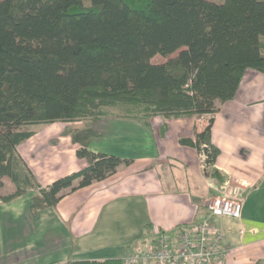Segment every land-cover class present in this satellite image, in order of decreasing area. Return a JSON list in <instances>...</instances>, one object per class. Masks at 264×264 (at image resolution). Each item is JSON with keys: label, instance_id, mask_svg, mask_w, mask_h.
Here are the masks:
<instances>
[{"label": "trees", "instance_id": "16d2710c", "mask_svg": "<svg viewBox=\"0 0 264 264\" xmlns=\"http://www.w3.org/2000/svg\"><path fill=\"white\" fill-rule=\"evenodd\" d=\"M155 56L166 61L152 63ZM248 69L264 74V0H0V190L4 177L15 186L0 202L33 188V213L55 207L65 190L130 163L91 152L100 134L90 123L212 114L215 102L234 98ZM81 121L89 124L66 134L86 166L42 187L17 147L35 126ZM211 123L181 143L205 151L206 174L223 185Z\"/></svg>", "mask_w": 264, "mask_h": 264}, {"label": "crops", "instance_id": "0c3cea01", "mask_svg": "<svg viewBox=\"0 0 264 264\" xmlns=\"http://www.w3.org/2000/svg\"><path fill=\"white\" fill-rule=\"evenodd\" d=\"M215 107L201 116L148 122L108 116L90 123L100 136L91 139L89 150L130 163L102 181L65 190L53 208L33 213V188L0 202V264L121 260L149 251L156 229L172 232L201 220L223 235L221 264H264V74L246 70L234 98ZM209 121L210 142L219 150L213 168L243 201L238 219L210 215L204 201L222 187L206 174L197 149L181 143L195 141ZM39 133L17 147L39 185L86 166L65 131L52 139L44 133L47 145ZM2 181L1 195L15 191L7 177Z\"/></svg>", "mask_w": 264, "mask_h": 264}, {"label": "built area", "instance_id": "2783aa9c", "mask_svg": "<svg viewBox=\"0 0 264 264\" xmlns=\"http://www.w3.org/2000/svg\"><path fill=\"white\" fill-rule=\"evenodd\" d=\"M207 148L201 145V149ZM202 163L206 166L207 153L201 151ZM221 185L219 195L204 201L210 215L238 219L243 201L229 187ZM223 235L215 230L208 220H201L183 228L170 231H155L149 251L130 253L122 257L123 264H221L224 251Z\"/></svg>", "mask_w": 264, "mask_h": 264}, {"label": "rangeland", "instance_id": "374dc122", "mask_svg": "<svg viewBox=\"0 0 264 264\" xmlns=\"http://www.w3.org/2000/svg\"><path fill=\"white\" fill-rule=\"evenodd\" d=\"M172 57H175V55H173ZM165 61H166V59L162 58L160 56H155L152 59V63H162ZM76 123L57 122V123L50 124V125L35 126L32 129H34V131L40 132L38 134L39 138H37V139L40 140L43 144L47 145V144H49L48 141L42 140V138H41L44 133H52V134H50V137H49V139H52L53 134L59 130L66 132L70 129H78V128H82V127L88 125L86 123H83V121L82 122H76ZM53 144H56V143H53Z\"/></svg>", "mask_w": 264, "mask_h": 264}]
</instances>
